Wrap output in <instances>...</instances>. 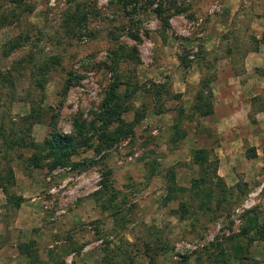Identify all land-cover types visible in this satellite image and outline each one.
<instances>
[{
	"label": "rangeland",
	"instance_id": "1",
	"mask_svg": "<svg viewBox=\"0 0 264 264\" xmlns=\"http://www.w3.org/2000/svg\"><path fill=\"white\" fill-rule=\"evenodd\" d=\"M263 41L264 0H0V264H264ZM53 113L66 165L26 166Z\"/></svg>",
	"mask_w": 264,
	"mask_h": 264
},
{
	"label": "trees",
	"instance_id": "2",
	"mask_svg": "<svg viewBox=\"0 0 264 264\" xmlns=\"http://www.w3.org/2000/svg\"><path fill=\"white\" fill-rule=\"evenodd\" d=\"M160 11L157 8L156 14L159 15ZM164 22V21H163ZM135 38V37H134ZM264 42V41H263ZM55 62L56 59H54ZM40 78H35L33 80V83L35 86L39 87L40 89H43V80L41 76H44V71L41 69ZM67 77L64 80V85L62 87V95L65 94V91L69 84L72 82V76H70V73L66 74ZM119 82L113 81L109 84L108 89L104 93V96L101 99V102L99 104V112H98V120L102 124V129L99 131L98 139L102 141L103 143H111L112 140L116 139L119 134H121L122 130L124 133L130 132V128L126 127L128 124L124 123L123 120L120 118L121 114V106L119 105L118 99L119 94H117L116 89L118 87ZM207 85V84H206ZM205 87V85H204ZM211 95L210 90L206 89L205 93H203L202 89H199L195 93V103L194 108L198 111L200 115H208L212 112V108L210 103L206 100ZM178 96V95H175ZM33 113V112H32ZM55 113L50 115V122L52 124L51 131L48 133V135L45 137L41 145L39 147L41 148L40 151L42 154L35 155L30 158H26L27 164L26 166L33 167V168H40L44 163L42 162L43 159H49L46 161L47 169L51 170L52 168L56 166H65L66 161L68 159L69 154L74 149L73 144V138L67 135H59L54 130V118ZM30 116H33V122H35L40 116L37 114V112L34 110V113ZM119 122L120 126L115 127L113 131H109L107 127L111 123ZM126 124V125H125ZM122 126V127H121ZM79 134V132H77ZM0 145L3 146V149L10 148L12 145H25L24 143L25 139L22 137H12L9 135H5L0 132ZM26 142V141H25ZM196 152V151H195ZM200 158H202L200 156ZM204 160V158L202 159ZM76 164H72L71 167H75ZM3 179V178H2ZM5 181H0V190L4 193L6 202L10 203L14 208H17L21 202L22 197L20 195H15L14 193H9L7 186L12 183V177L10 170L7 169V172L5 174V178L3 179ZM197 184V183H196ZM173 190V178L171 173L168 177V191ZM167 196V195H166ZM251 228V225L249 224L247 227L243 229V231H248Z\"/></svg>",
	"mask_w": 264,
	"mask_h": 264
},
{
	"label": "crops",
	"instance_id": "3",
	"mask_svg": "<svg viewBox=\"0 0 264 264\" xmlns=\"http://www.w3.org/2000/svg\"><path fill=\"white\" fill-rule=\"evenodd\" d=\"M255 53V52H254ZM253 54V53H252ZM246 69V68H245Z\"/></svg>",
	"mask_w": 264,
	"mask_h": 264
}]
</instances>
